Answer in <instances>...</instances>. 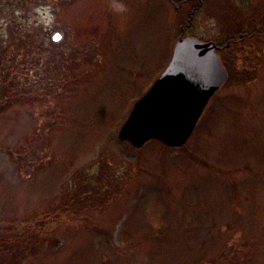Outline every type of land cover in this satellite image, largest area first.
Masks as SVG:
<instances>
[{"label": "rangeland", "instance_id": "obj_1", "mask_svg": "<svg viewBox=\"0 0 264 264\" xmlns=\"http://www.w3.org/2000/svg\"><path fill=\"white\" fill-rule=\"evenodd\" d=\"M263 27L264 0H0V264H264V35L228 42ZM187 38L227 81L182 147L121 142Z\"/></svg>", "mask_w": 264, "mask_h": 264}, {"label": "water", "instance_id": "obj_2", "mask_svg": "<svg viewBox=\"0 0 264 264\" xmlns=\"http://www.w3.org/2000/svg\"><path fill=\"white\" fill-rule=\"evenodd\" d=\"M60 35L54 36L59 40ZM213 44L187 38L177 43L171 62L138 100L118 133L135 149L152 140L182 147L193 134L211 97L227 81Z\"/></svg>", "mask_w": 264, "mask_h": 264}, {"label": "trees", "instance_id": "obj_3", "mask_svg": "<svg viewBox=\"0 0 264 264\" xmlns=\"http://www.w3.org/2000/svg\"><path fill=\"white\" fill-rule=\"evenodd\" d=\"M171 3H173V5H175L176 7H180V5H182L183 3H185V1H187V0H179V1H175V0H169ZM180 32H185L184 34H185V36H192L191 34H192V31H191V28H189V27H183V28H181V31ZM254 35H264V27H263V30H261V31H252V32H247V33H243V34H241V33H239V34H237L234 38H232V39H229L228 40V42L229 41H231V40H237V41H240V40H242V39H246L245 37H247V38H250V37H252V36H254ZM182 37V36H181ZM1 106V105H0ZM2 112H3V109H2V111L0 110V114H2ZM2 223H3V221H2V218H0V229H3V225H2ZM28 235H31V238H34L35 237V234L32 232V234L31 233H29V232H27L26 233V235L24 236V237H26V236H28ZM1 237H3V230H1V235H0V238ZM34 247H37V249H39L38 248V244L37 243H35L34 245H33V248ZM29 254H26V255H24L23 254V252H21V253H18V252H16V255H14L13 256V263L14 264H22L23 263V261H24V259H30V257L28 256Z\"/></svg>", "mask_w": 264, "mask_h": 264}, {"label": "flooded vegetation", "instance_id": "obj_4", "mask_svg": "<svg viewBox=\"0 0 264 264\" xmlns=\"http://www.w3.org/2000/svg\"><path fill=\"white\" fill-rule=\"evenodd\" d=\"M217 51H218V49H217Z\"/></svg>", "mask_w": 264, "mask_h": 264}]
</instances>
